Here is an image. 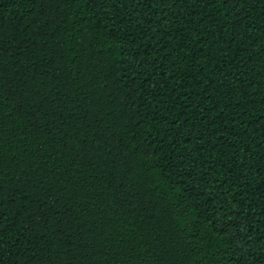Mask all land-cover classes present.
I'll return each instance as SVG.
<instances>
[{
  "label": "trees",
  "instance_id": "16d2710c",
  "mask_svg": "<svg viewBox=\"0 0 264 264\" xmlns=\"http://www.w3.org/2000/svg\"><path fill=\"white\" fill-rule=\"evenodd\" d=\"M0 264H264V0H0Z\"/></svg>",
  "mask_w": 264,
  "mask_h": 264
}]
</instances>
